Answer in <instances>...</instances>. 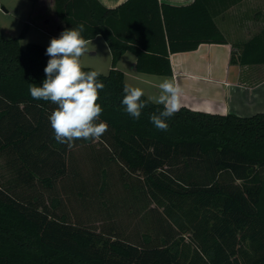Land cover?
I'll return each mask as SVG.
<instances>
[{"label":"trees","instance_id":"16d2710c","mask_svg":"<svg viewBox=\"0 0 264 264\" xmlns=\"http://www.w3.org/2000/svg\"><path fill=\"white\" fill-rule=\"evenodd\" d=\"M242 1L54 0L61 33L83 23L112 54L108 72L83 69L101 73L108 130L71 148L50 124L57 105L29 92L46 79L48 46L22 45L28 25L0 31V264H264V112L182 106L160 131L150 116L162 105L125 112L118 67L130 51L138 71L172 75V53L228 42L231 63L264 66L263 9L248 37L218 25Z\"/></svg>","mask_w":264,"mask_h":264},{"label":"crops","instance_id":"0c3cea01","mask_svg":"<svg viewBox=\"0 0 264 264\" xmlns=\"http://www.w3.org/2000/svg\"><path fill=\"white\" fill-rule=\"evenodd\" d=\"M102 1L107 6L115 7L125 0ZM159 1L182 5L194 0ZM262 9L264 10V0H243L219 14L217 22L230 41L245 38L259 26L258 19L261 17L257 12ZM54 19L53 25L47 19H44L41 25L46 28H50V25L55 26L61 34L62 24L56 15ZM96 38L98 36L89 40ZM231 52L232 46L228 42L202 43L197 49L172 53L170 55L172 75L138 71L135 66L136 56L130 51L121 56L118 67L124 71L126 81L144 89L147 96L156 94L158 84L164 78H168L176 81L182 88V106L212 113H235L243 116L264 112V66L233 64L230 62ZM109 56L112 58L111 52ZM107 67V70H101L98 66H93L96 70L108 72L111 62Z\"/></svg>","mask_w":264,"mask_h":264},{"label":"clouds","instance_id":"9594fccd","mask_svg":"<svg viewBox=\"0 0 264 264\" xmlns=\"http://www.w3.org/2000/svg\"><path fill=\"white\" fill-rule=\"evenodd\" d=\"M83 23L64 30L59 38H52L46 49L50 57L44 69L46 79L42 86L29 84L33 99L50 101L57 105L49 116L50 124L58 143L69 148L79 139L98 140L108 130L106 122H98L103 108L97 101L99 92L105 85L99 81L101 75L96 70L84 71L81 57L90 52L92 41L85 39L82 33ZM122 105L125 112L134 119H139L147 102L162 105L159 113H153L150 121L160 131H167V120L182 107V88L171 79L164 78L158 84L156 94L142 99L145 91L141 87L125 83Z\"/></svg>","mask_w":264,"mask_h":264},{"label":"rangeland","instance_id":"374dc122","mask_svg":"<svg viewBox=\"0 0 264 264\" xmlns=\"http://www.w3.org/2000/svg\"><path fill=\"white\" fill-rule=\"evenodd\" d=\"M54 15V0H0V31L8 37L18 36L28 25L27 32L21 39L22 45L34 42L49 46L52 38H59L61 35L55 26H51L55 24ZM44 19L51 24L50 28L41 25ZM91 41L90 52L81 57L82 63L107 70L112 60L109 56L111 50L108 42L101 35ZM126 220L124 217L122 221ZM139 221L140 218L137 217L131 220L132 223Z\"/></svg>","mask_w":264,"mask_h":264}]
</instances>
